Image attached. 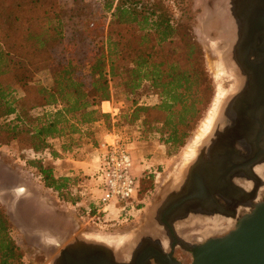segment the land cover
<instances>
[{
  "label": "trees",
  "instance_id": "obj_1",
  "mask_svg": "<svg viewBox=\"0 0 264 264\" xmlns=\"http://www.w3.org/2000/svg\"><path fill=\"white\" fill-rule=\"evenodd\" d=\"M0 45V55L15 57L0 67V118L16 115L21 122L0 125V142L18 141L37 154L53 149L49 139L81 133L100 116L109 122L111 116L101 115L97 106L112 99L117 77L125 78L129 101L146 83L155 90L157 103L133 100L132 120L145 126L152 112H160L169 149L186 144L210 102L202 46L165 0H0ZM43 68L52 75L51 87L34 83L36 70ZM56 104L55 111L30 116L32 109ZM30 164L46 187L64 196L71 176L57 177L41 159ZM23 263L0 207V264Z\"/></svg>",
  "mask_w": 264,
  "mask_h": 264
},
{
  "label": "rangeland",
  "instance_id": "obj_2",
  "mask_svg": "<svg viewBox=\"0 0 264 264\" xmlns=\"http://www.w3.org/2000/svg\"><path fill=\"white\" fill-rule=\"evenodd\" d=\"M165 1L170 6L176 21L192 28L195 38L203 49L206 67L211 78L212 93L210 102L205 108L202 118L187 138L184 146L179 149H169V146L164 144L162 140L169 133L166 131L161 132L164 117L160 112H152L145 126L139 121L132 120V113L135 108L133 100L142 105L159 102V97L155 94V90L150 87L149 83H146L141 90H138L136 94L130 97V101L124 104L122 113H119L115 121L110 117L109 122H107L108 128L116 129L120 136L128 142L135 160L134 171L142 180L140 190H138L136 198H133V207L127 210L114 207L104 210L103 207H97L96 202L99 200L100 192L97 189L96 179L91 175H83L81 173L73 175V180L69 182L67 189L63 190L64 196H59L57 191L44 185L39 169L30 164V161L41 159L51 166L52 163L48 160V149L45 152L37 154L32 149L25 147L24 143L18 141H12L8 144L0 142V184L14 187L24 186L30 191V194L25 199H22L23 204H20L22 208L19 206V203H13L9 192L0 194V207L8 217L12 227V236L22 251L23 264H41V260L35 256L37 254L35 248H37V244L39 243L37 238L39 235H35L34 240L28 239L27 231L18 218H15L19 216V212L31 201L36 205L35 211L38 210L42 215L45 214L46 216H33L32 218L26 216L24 218L30 234L37 232L39 227H41L43 233L45 230L44 225L47 226L49 224L50 228L54 227L55 220L61 217L70 220L67 221H69V226L72 227L73 231L76 228L83 229L89 232L88 236L108 244L124 236V238H129L127 240L128 245L132 234L142 232L143 235L160 229L157 226L153 227L152 216L162 200L177 189L178 186L175 185L176 174L174 173H177L176 171H179L178 169L185 165L182 170V176L185 178L192 162L197 158L196 154L192 160H186L190 155V145L194 142L193 140H195L196 136L200 135L196 147L197 153L199 152L202 147H200L202 141L211 132V127L210 129L207 128V123L211 121L213 128L219 120L218 116H220L221 109L223 108L222 101L228 94V98L233 95L231 88L235 84V79L229 75V70L231 71V69H228L227 65L230 64L233 67V71L236 72L235 74L238 73L236 64L231 65V62L227 58L229 56L228 52L233 45V37H237V33L234 30V33L232 32L233 35H231V28L228 29L227 27L224 29L227 23L230 27L231 22L225 10V5H227L226 0ZM233 2L235 0L229 1L230 4ZM112 30V28L108 29L107 33H111ZM235 33L236 36L234 35ZM2 48L4 47L0 45V51ZM225 55H227L226 58ZM13 58H15L13 55L6 53L0 55V67L2 69L7 68ZM223 61H227V65ZM124 80V77H117L113 81V84L117 87L115 98L120 101L126 98V94L122 89ZM34 83L51 87L53 78L50 71L46 68L36 70ZM16 94L21 99L24 92L19 90ZM19 107L27 108V105L21 102ZM59 107L60 104H56L47 106L46 108L32 109L30 116L40 117L45 112L50 113ZM30 116L29 119L31 120ZM27 122L30 123L29 120ZM8 123L13 125L21 124L16 115L0 118V125ZM78 135H69L61 138L60 141H52L51 138L49 142L55 150L61 149L62 145L67 151L76 152L85 143V138H81ZM124 203L126 202L117 203L116 206ZM94 209H96L95 214L92 211ZM48 212L53 216L48 215ZM24 215L27 214L24 213ZM30 226H34L32 230L29 229ZM192 260L193 255H191L187 264H190Z\"/></svg>",
  "mask_w": 264,
  "mask_h": 264
},
{
  "label": "flooded vegetation",
  "instance_id": "obj_3",
  "mask_svg": "<svg viewBox=\"0 0 264 264\" xmlns=\"http://www.w3.org/2000/svg\"><path fill=\"white\" fill-rule=\"evenodd\" d=\"M248 5L249 1L246 0L237 7L238 13L246 18L248 16V19L244 21L236 18L237 39L231 47L238 73L236 75L242 78L243 83L227 99V109H224L227 121H235L233 126L236 130L232 127L233 133H227L229 140L222 141L217 148L213 147L211 155L205 153L208 146L202 149L203 153L198 152L188 177L183 182L184 188L166 196L153 213V227H159L168 240L164 236L161 238V232L151 231L143 235L142 232L131 233L129 246L115 248L112 244L88 236L89 232L83 229L76 228L73 231L68 224V229L65 230L70 235L65 237L50 235L49 228L44 230L45 233L42 230L32 233L39 235L35 256L41 260V264H171L174 261L187 264L192 255L190 245L200 242L186 241L181 237L179 219L188 217L190 209L220 218L236 214L238 206L247 197L241 189L240 180L254 178L256 164H264V12H258V25H255V20H251L252 12L247 10ZM244 8L246 9L243 11ZM236 178L240 179L239 182H236ZM184 192H191L194 200L184 206L185 214L177 217V209L182 203H178L176 197ZM32 213L34 217L46 216L39 211ZM48 215L52 214L48 212ZM190 223L185 226L192 225ZM35 235L32 237L27 233V238L34 240Z\"/></svg>",
  "mask_w": 264,
  "mask_h": 264
},
{
  "label": "water",
  "instance_id": "obj_4",
  "mask_svg": "<svg viewBox=\"0 0 264 264\" xmlns=\"http://www.w3.org/2000/svg\"><path fill=\"white\" fill-rule=\"evenodd\" d=\"M244 1L246 0H237L235 3H232L233 16L235 19L238 18L244 21L248 19V16L246 18L240 12L238 13L239 8L237 7ZM247 1H249V8L247 10L252 12L251 20L253 19L256 22L257 18H259L258 12H264V0ZM245 9L246 8H244L243 11ZM255 25H258V23L256 22ZM231 96H229V99ZM226 103L227 98L224 103V109H227ZM224 109L220 113L219 120L213 127L212 131L202 141L200 145V147H202L199 152L203 153L204 151H202V149L205 146H208V151L205 153H209L210 146L212 147V145L217 142L218 137L223 134L227 135V117L225 116L226 110ZM217 144H222V141L217 142ZM194 161L192 162L191 167L194 164ZM190 168L187 172V175L185 178H183L175 191H181L183 189V182L188 177ZM8 192L11 194V200L13 203H19V206L20 204H23L22 199H25L30 194V191L27 187H14L11 185L3 186L0 184V194ZM193 197L194 196L191 192H184L182 195H178L176 197L177 201H179L178 203H182V205L177 209L178 212L176 211L177 217H181L185 214L184 206L190 202H193ZM20 207L22 208V206ZM32 209L33 207L31 206L30 202H28L27 206H25L22 211L19 212V216L15 215V218H18L19 222L23 225L26 231L27 229L22 222V217L24 213H29L32 215V213H30ZM35 234H30V236L34 237ZM190 248L193 255V260L190 264H264V196L258 202L253 204L247 211L243 212L236 219L233 227L227 232L211 235L203 240V242L191 244ZM171 264L182 263L179 261H174Z\"/></svg>",
  "mask_w": 264,
  "mask_h": 264
},
{
  "label": "bare ground",
  "instance_id": "obj_5",
  "mask_svg": "<svg viewBox=\"0 0 264 264\" xmlns=\"http://www.w3.org/2000/svg\"><path fill=\"white\" fill-rule=\"evenodd\" d=\"M229 1L230 0H226V2H227V5H225V7H226V11H227V14L229 15V18H230V20H231V22H230V27H229V24L227 23V26H225L224 27V29L225 28H227L228 27V29H230L231 28V35H233V33H234V30L236 31V29H237V25H236V19L234 18V16H233V6H232V4H230L229 3ZM237 1V0H236ZM233 3H235V2H233ZM223 28V27H222ZM221 28V29H222ZM223 30V29H222ZM224 31V30H223ZM233 32V33H232ZM237 33V32H236ZM236 33L234 34L235 36H236ZM236 39H237V37H233V45L236 43ZM235 41V42H234ZM233 45H232V47H233ZM214 48V47H213ZM225 52V51H224ZM228 54H229V56H228V60H229V62H231V65H233L234 63H235V61H234V59H233V56H232V53H231V50L228 52ZM226 56L227 55H225V58H226ZM224 62V64L225 65H227V61H223ZM220 65V64H219ZM227 68L228 69H231V71L229 70V75L232 77V78H234L235 79V84L233 85V90H232V93H233V95L239 90V88L241 87V85H242V83H243V80H242V78H240V77H238L235 73L236 72H234L233 71V67L232 66H230V64H228L227 65ZM224 70V69H223ZM228 72V71H227ZM228 74V73H227ZM229 88V87H228ZM229 95V94H228ZM228 95H227V97L226 98H228ZM226 98L222 101L223 102V104H222V106L224 107V103H225V101H226ZM221 106V107H222ZM224 108H222L221 109V112H222V110H223ZM217 111H218V109H217ZM216 111V112H217ZM236 118V117H235ZM218 119H219V116H218ZM231 119V118H230ZM229 119V120H230ZM235 123V121L234 120H232V122L231 121H227V133L228 132H231V129H232V127L234 128L235 126H233L234 125V123ZM238 122V121H237ZM240 122V121H239ZM211 121H210V123H207L208 125H207V128H209L210 129V127H211V131H212V125H211ZM233 123V124H232ZM236 124V123H235ZM215 126V125H214ZM213 126V127H214ZM249 127V126H248ZM235 129V128H234ZM201 130H203L202 128H201ZM236 130V129H235ZM225 131V130H224ZM204 133V132H203ZM231 133H233V132H231ZM200 134V133H199ZM243 134V133H242ZM241 134V135H242ZM202 135V134H201ZM240 136V135H239ZM236 137H237V135H236ZM199 139H200V135L199 136H196V138H195V140H193L194 142H192V144L190 145V147H189V151H190V155H189V157L186 159L187 161H190V160H192L193 159V157H194V155H198V153H197V149H196V147H197V144H198V142H199ZM226 139H228L227 138V135L226 134H223V135H221V136H219L218 137V139H217V142H221V141H224V140H226ZM229 140V139H228ZM236 140V139H235ZM239 141H240V139H239ZM217 142L216 143H214L213 145H212V147L210 146V148H209V150H211L213 147H216L218 144H217ZM232 143V142H231ZM244 143V142H243ZM235 144H237V141H236V143ZM232 145V144H231ZM240 146V145H239ZM242 146H244V145H242ZM217 148V147H216ZM239 148H241V146L239 147ZM246 148V147H245ZM207 149V148H206ZM214 149V148H213ZM222 150V149H221ZM211 152V151H210ZM210 152L208 153V154H210ZM213 152V151H212ZM245 153V152H244ZM207 154V153H206ZM211 155V154H210ZM248 154H246V156H247ZM208 156V155H207ZM185 158V157H184ZM211 158V157H210ZM260 161V160H259ZM186 162V161H185ZM185 162H184V164H185ZM257 166L254 168V174H255V177L254 178H250V177H247V178H245V179H239V178H236L235 180H236V182L238 181V179L240 180V182H239V184L241 185V189H243L244 191H245V194L247 195V197L245 198V200H243L242 202V204L241 205H239L238 206V209H237V212H236V214L234 215H228L227 216V218H220V217H217L216 215L213 217V216H210V215H203V214H201V212H199V211H197V210H192V209H190L189 210V212H190V214L188 215V217L186 216V217H181L180 219H179V221H178V227H179V229L180 228H182L181 230H180V234H181V237L184 239V240H186V241H197V242H201V241H203V240H205L207 237H209V236H211V235H215V234H221V233H225L226 232V229H227V231L230 229V228H232L233 227V225H234V223H235V221H236V219L243 213V212H245V211H247L253 204H255L256 202H258L260 199H262L263 198V196H264V164H256ZM184 166L185 165H183V166H181L178 170L179 171H176L177 173H174V174H176V177H175V180H176V184L175 185H179L180 183H181V181L183 180V173H182V170L184 169ZM251 171H253V170H251ZM175 176V175H174ZM237 176V175H236ZM184 188V187H183ZM238 188H240V187H238ZM240 189V190H241ZM243 191V192H244ZM230 193V192H229ZM229 195V194H228ZM241 196V195H240ZM229 198V197H228ZM235 198V197H234ZM231 200V199H230ZM229 200V201H230ZM234 200V199H233ZM241 200V199H240ZM233 202V201H232ZM193 203V202H192ZM238 204V203H237ZM191 205V204H190ZM189 205V206H190ZM193 205V204H192ZM191 205V206H192ZM235 205V204H234ZM234 205H232V206H234ZM196 207V206H195ZM236 207V206H235ZM189 208V207H188ZM197 208V207H196ZM201 208V207H200ZM231 208V207H230ZM198 209V208H197ZM211 209V208H210ZM202 209H200V211H201ZM231 210V209H230ZM210 211V210H209ZM202 213H204L203 211H202ZM206 213V212H205ZM208 213V212H207ZM216 213V212H215ZM209 214H211V213H209ZM218 215V214H217ZM26 216H29L30 218H32L33 216H31V215H29V213L27 214V215H24L23 214V217H22V222L24 223V225H25V227L27 226L26 224H25V222H24V218H26ZM220 216V215H219ZM49 219H51V218H49ZM56 219V218H55ZM28 221H30L29 219H27ZM35 220V219H34ZM41 220V219H40ZM45 220H46V218H45ZM38 221V220H37ZM50 221V220H49ZM48 221V222H49ZM223 221H226V224H223ZM36 222V221H35ZM43 222V221H42ZM45 222V221H44ZM52 222V221H51ZM54 222V221H53ZM188 222H191L190 224H192V225H190V226H188V227H186L185 226V224L187 223L188 224ZM34 223V222H33ZM68 224H69V221H67L65 218L64 219H56L55 220V226L54 227H51L50 228V226H44V229H47V228H49V233H50V235L52 234V236H59V238H60V236L61 237H65L66 235H68V234H66V231L67 230H65L66 228H67V226H68ZM34 225V224H33ZM54 225V224H53ZM43 226V225H42ZM28 227V226H27ZM26 227V229H27V232L29 233V230H28V228ZM32 227H34V226H32ZM32 227L30 226V228L29 229H31L32 230ZM46 227V228H45ZM43 229V230H44ZM68 229V228H67ZM48 230V229H47ZM73 230V229H72ZM38 231H41V227H39L38 228ZM69 231V230H68ZM75 231V230H74ZM34 232V231H33ZM46 231H44V233H45ZM155 233H158V232H161V238H162V236H164V238H166L167 239V237L165 236V234L162 232V230L161 229H157V231H154ZM70 235V234H69ZM68 235V236H69ZM67 238V237H66ZM68 239V238H67ZM108 239V238H107ZM129 239V238H128ZM127 238H124V236L123 237H121V238H117L115 241H113L111 244L115 247V248H122V247H125V246H127V240H128ZM62 240V239H61ZM105 240V239H104ZM168 240V239H167ZM111 241V240H110ZM109 241V242H110ZM129 246V245H128ZM131 246V245H130ZM128 248V247H127ZM123 250H125V249H123ZM127 250V249H126ZM128 251V250H127ZM125 254V253H124Z\"/></svg>",
  "mask_w": 264,
  "mask_h": 264
},
{
  "label": "crops",
  "instance_id": "obj_6",
  "mask_svg": "<svg viewBox=\"0 0 264 264\" xmlns=\"http://www.w3.org/2000/svg\"><path fill=\"white\" fill-rule=\"evenodd\" d=\"M117 87L113 88V96L111 100H104L98 106L101 115L107 114L111 116L113 121L119 113H122L124 104L129 100L125 98L120 101L115 98ZM115 133H119L116 129H109L107 121L103 116H100L96 121L87 124L81 133H76L81 138H85L84 145L79 148V152L67 151L62 145L61 149L55 150L48 149V160L51 161L54 167V172L57 177L59 176H73L75 174L91 175L93 176L98 170L101 149L100 145L104 141H112L115 138ZM75 134V135H76ZM74 136V135H72ZM65 138V137H62ZM61 138H52V141H60ZM58 151V154H57ZM54 152V154H53ZM33 209L30 213L35 211L36 205L33 201L30 202ZM38 211V210H37ZM33 214V213H32Z\"/></svg>",
  "mask_w": 264,
  "mask_h": 264
},
{
  "label": "built area",
  "instance_id": "obj_7",
  "mask_svg": "<svg viewBox=\"0 0 264 264\" xmlns=\"http://www.w3.org/2000/svg\"><path fill=\"white\" fill-rule=\"evenodd\" d=\"M101 156L98 170L93 175L97 181L100 197L97 207L127 210L133 207V198L140 187V177L135 173V160L126 142L119 133L112 141L100 145ZM126 203L116 206L117 203ZM100 205V206H99Z\"/></svg>",
  "mask_w": 264,
  "mask_h": 264
}]
</instances>
